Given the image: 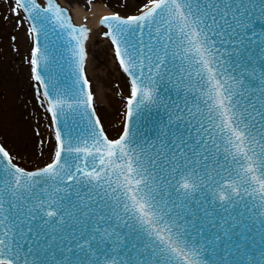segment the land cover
I'll list each match as a JSON object with an SVG mask.
<instances>
[{
  "label": "snow or ice",
  "instance_id": "obj_1",
  "mask_svg": "<svg viewBox=\"0 0 264 264\" xmlns=\"http://www.w3.org/2000/svg\"><path fill=\"white\" fill-rule=\"evenodd\" d=\"M119 6L0 0V264H264V0Z\"/></svg>",
  "mask_w": 264,
  "mask_h": 264
},
{
  "label": "rangeland",
  "instance_id": "obj_2",
  "mask_svg": "<svg viewBox=\"0 0 264 264\" xmlns=\"http://www.w3.org/2000/svg\"><path fill=\"white\" fill-rule=\"evenodd\" d=\"M59 2L62 5L68 6L69 10L70 8L74 7V6H78L80 8H82L85 11V15H83L82 17L79 18V20H77V23H86V24H96V20H98L100 18V15H105L107 13H110L112 11H121V14H124L125 9H122L119 5L121 3V0H91V2L89 3V0H59ZM138 2V0H128V3L131 5H135ZM2 10V9H0ZM128 11L133 10L132 8H128ZM85 17H87V19H85ZM74 19V18H73ZM76 22V21H75ZM104 28L99 26V24H97V26L95 27V34L93 36L90 37L89 42H88V47L90 49V51H94L95 53H97L98 59H105V53L107 50V38H105L102 34H99V32H103ZM17 47H23L24 49V61H21L19 59H17L16 63L17 65H20L21 63L26 64V60H27V46L26 45H18ZM114 67V65H113ZM101 72H103V69L100 70ZM121 73L118 70H115L113 75L109 78L111 81H113L114 83L117 84H122L120 77H121ZM90 78H93L94 80L97 79V74L96 72H93L90 69ZM102 87L106 88L107 91L111 92L113 94V96L116 95L115 92V88L113 86V84H107V85H102ZM30 91L29 89H27V87L24 88V90L21 92V96H24V92H28ZM28 103L29 105H31L33 102L31 100V96H28ZM116 103H120L122 104V101H118V100H114L111 104H110V108H114ZM33 111V115H35L37 117V119H39V113L36 112L35 109L32 110ZM25 114L27 115V111L25 112ZM47 117L45 116L43 123H47Z\"/></svg>",
  "mask_w": 264,
  "mask_h": 264
},
{
  "label": "bare ground",
  "instance_id": "obj_3",
  "mask_svg": "<svg viewBox=\"0 0 264 264\" xmlns=\"http://www.w3.org/2000/svg\"><path fill=\"white\" fill-rule=\"evenodd\" d=\"M70 11H71V13L73 15V18L76 21V23H77V20H79L80 17L85 15V11L82 8L78 7V6H74V7L70 8ZM95 23L96 24H94V25L88 23V26H90V28L93 29L92 36L95 34V27L98 24V20H96Z\"/></svg>",
  "mask_w": 264,
  "mask_h": 264
},
{
  "label": "water",
  "instance_id": "obj_4",
  "mask_svg": "<svg viewBox=\"0 0 264 264\" xmlns=\"http://www.w3.org/2000/svg\"><path fill=\"white\" fill-rule=\"evenodd\" d=\"M101 16H103V15H100V17H101ZM100 20H101V18H100ZM100 20H99V23H100ZM74 21H75V20H74ZM100 25L106 28V26L102 25L101 23H100ZM89 27H90V26H89ZM104 30H105V29H104ZM102 33H103V32H99V34H102Z\"/></svg>",
  "mask_w": 264,
  "mask_h": 264
}]
</instances>
